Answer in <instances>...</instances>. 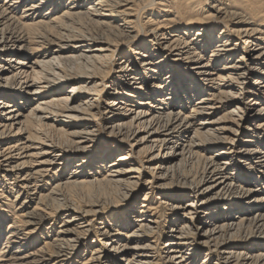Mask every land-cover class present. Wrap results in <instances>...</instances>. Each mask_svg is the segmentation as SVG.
Wrapping results in <instances>:
<instances>
[{
  "label": "bare ground",
  "instance_id": "1",
  "mask_svg": "<svg viewBox=\"0 0 264 264\" xmlns=\"http://www.w3.org/2000/svg\"><path fill=\"white\" fill-rule=\"evenodd\" d=\"M133 1L0 0V264H264V0Z\"/></svg>",
  "mask_w": 264,
  "mask_h": 264
},
{
  "label": "rangeland",
  "instance_id": "2",
  "mask_svg": "<svg viewBox=\"0 0 264 264\" xmlns=\"http://www.w3.org/2000/svg\"><path fill=\"white\" fill-rule=\"evenodd\" d=\"M133 2H135L136 3V1L134 0ZM145 17H147V15H144ZM143 16V17H144ZM229 25V24H228ZM230 26V25H229ZM231 27V26H230ZM112 40H114V37L113 36H111L110 37V39L108 40L109 42H111ZM53 49V48H52ZM127 51V50H126ZM209 54V51L206 53V56ZM31 58H34V57H30L29 58V60H31ZM119 62V60H116L114 63H110V69L111 70H113L114 68H115V66H116V64ZM195 100V99H194ZM104 101V99H102V101H101V103ZM29 104H31V102L29 103ZM106 124H105V122H103V123H101V125H100V129H99V132H100V137H103V133H104V126H105ZM56 136V135H55ZM104 145V144H103ZM210 154H208V155H206V157L207 156H209ZM143 157V155H140L139 157H138V165H140V166H142V158ZM139 159H141V160H139ZM201 165H202V162H196L195 164H194V167H193V170H194V172H198V170H200V168H201ZM197 169V170H196ZM135 175V174H134ZM56 180L57 179H55L53 182H50V186H48L47 187V189H48V191L50 190V187H52V186H54L55 185V183H56ZM145 192V187H139L138 188V191H137V193H136V196H135V200H134V202H136V204L138 203H140V199H142V197H143V193ZM75 194H73L72 196H71V199L72 200H74V202L77 204V205H82V204H86V201H87V199L86 198H84L83 197V195L80 193V192H74ZM102 198H106V199H108L111 203H109V206H106L105 208H104V210H103V215L102 216H112V217H114L113 215H115V214H120V213H122V212H124V210H126V208L124 209H120V207H117V206H119V204H120V200L122 199V197L119 195V194H117L115 191H111V190H109V189H106V192H105V194L104 195H102L101 196ZM9 200H11L10 202H13L14 201V197L13 196H10L9 197ZM20 202H21V197L19 198V199H17V201H15V203H14V205H12L10 208H7L6 207V216H9V214H12L11 215V217L12 216H17L18 214L16 213L18 210H16L15 209V207L17 208L18 206H19V204H20ZM81 202V203H80ZM0 204H3V202H1ZM35 206V203H33L32 204V206L31 207H34ZM31 210V209H30ZM13 212H15V213H13ZM254 212V211H253ZM11 217H8V219H7V221H5L4 222V224L2 225V235H0V248L2 247V245H3V243L5 242V238H6V236H7V234H5L6 232H5V230H6V227H7V225L9 224V222L11 221ZM62 221V215H60V217L58 216V217H53L51 220H49V221H47L45 224H44V226L40 229V230H37V234H36V237L38 238V243H36L34 246H32L33 248H35L36 250L37 249H39V248H42V247H45L46 245H45V243L47 242V243H49V241H50V237H47L45 234L44 235H42V233L41 232H43V230H44V232H46L47 230H45V228L46 227H48V226H51V223L53 224V230H57V226L60 224V222ZM171 227V224H169V223H166V227H164V224H163V227H162V229L164 230V231H166V230H168L169 228ZM23 229H25V228H23ZM20 231V230H19ZM23 232L25 231V232H30L31 231V228H29V229H26V230H22ZM50 236H51V234L50 233H48ZM1 236H2V238H1ZM40 238V239H39ZM93 238V237H92ZM92 238H89V240L88 241H91L92 240ZM155 238H158L159 239V237H158V233L156 234V236H155ZM160 241H161V238H160ZM2 244V245H1ZM30 248H22L21 250H20V255H23V254H25L28 250H29ZM15 249L14 248H12V251H14ZM83 251H84V248H82V249H80L79 251H78V253L76 254V256H74V258H73V260H76L77 261V263L76 264H81L82 263V261H83V259L82 258H84V257H86V256H82L83 255ZM204 259V255L202 254V255H200L199 256V258L197 259V261H196V263L195 264H201V262H202V260Z\"/></svg>",
  "mask_w": 264,
  "mask_h": 264
}]
</instances>
